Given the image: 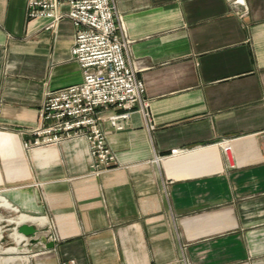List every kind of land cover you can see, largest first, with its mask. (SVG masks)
<instances>
[{
  "label": "crops",
  "instance_id": "1",
  "mask_svg": "<svg viewBox=\"0 0 264 264\" xmlns=\"http://www.w3.org/2000/svg\"><path fill=\"white\" fill-rule=\"evenodd\" d=\"M29 1L0 0V195L17 208L0 197V230L48 243L13 231L1 264H264V0H115L154 129L137 110L105 122L101 174L84 138L26 147L47 93L83 80L73 22L48 29Z\"/></svg>",
  "mask_w": 264,
  "mask_h": 264
},
{
  "label": "built area",
  "instance_id": "2",
  "mask_svg": "<svg viewBox=\"0 0 264 264\" xmlns=\"http://www.w3.org/2000/svg\"><path fill=\"white\" fill-rule=\"evenodd\" d=\"M63 4L68 5L67 11L60 10ZM28 16L50 18L48 29L62 18L73 22L76 43L72 54L83 80L47 93L38 124L28 130L35 140L26 147L84 138L90 145L93 173H106L117 158L107 142L105 122L123 130L137 110L144 114L148 128L154 129L147 89L139 77L141 68L130 58L131 41L125 36L115 0H30ZM111 108L121 112L105 115ZM262 141L264 145V133Z\"/></svg>",
  "mask_w": 264,
  "mask_h": 264
},
{
  "label": "water",
  "instance_id": "3",
  "mask_svg": "<svg viewBox=\"0 0 264 264\" xmlns=\"http://www.w3.org/2000/svg\"><path fill=\"white\" fill-rule=\"evenodd\" d=\"M235 3L241 4L244 6V0H234ZM18 231L20 235H24L25 239L28 240V244H34L38 242H42L47 244L48 238L45 236L38 237V233L40 232L37 227H35L33 224H20L18 227H16L15 231ZM6 242L5 239H2L1 244H4ZM52 245V244H50Z\"/></svg>",
  "mask_w": 264,
  "mask_h": 264
},
{
  "label": "rangeland",
  "instance_id": "4",
  "mask_svg": "<svg viewBox=\"0 0 264 264\" xmlns=\"http://www.w3.org/2000/svg\"><path fill=\"white\" fill-rule=\"evenodd\" d=\"M1 218V217H0ZM13 230L12 228H8V230L5 231V233L3 234L0 230V234L2 235V238H3V235H4V239L6 240V244L4 245V247L8 248V247H12V246H16V240L15 238L13 237L12 233H13ZM1 238V239H2ZM0 239V241H1ZM3 244L0 243V246H2ZM1 258V257H0Z\"/></svg>",
  "mask_w": 264,
  "mask_h": 264
},
{
  "label": "bare ground",
  "instance_id": "5",
  "mask_svg": "<svg viewBox=\"0 0 264 264\" xmlns=\"http://www.w3.org/2000/svg\"><path fill=\"white\" fill-rule=\"evenodd\" d=\"M0 197L1 198H4L9 204H11L10 203V201L5 197V196H3V195H0ZM12 205V207H14V208H16L13 204H11ZM17 209V208H16ZM21 214H25V215H29L30 217H34V218H36V219H40V218H42V217H45V216H40V215H31V214H27V213H21ZM16 232L19 234V232L16 230ZM2 238V235L0 234V239ZM0 264H1V262H0Z\"/></svg>",
  "mask_w": 264,
  "mask_h": 264
}]
</instances>
